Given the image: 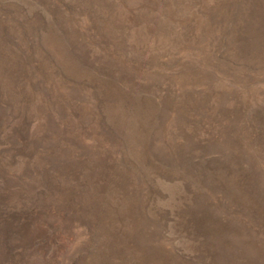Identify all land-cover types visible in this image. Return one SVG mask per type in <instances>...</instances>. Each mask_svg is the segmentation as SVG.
Returning a JSON list of instances; mask_svg holds the SVG:
<instances>
[{"label": "rangeland", "instance_id": "374dc122", "mask_svg": "<svg viewBox=\"0 0 264 264\" xmlns=\"http://www.w3.org/2000/svg\"><path fill=\"white\" fill-rule=\"evenodd\" d=\"M0 264H264V0H0Z\"/></svg>", "mask_w": 264, "mask_h": 264}]
</instances>
